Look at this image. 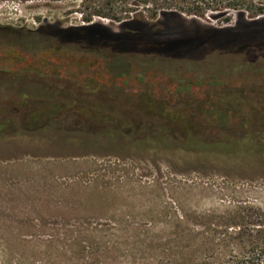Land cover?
<instances>
[{"label":"rangeland","instance_id":"1","mask_svg":"<svg viewBox=\"0 0 264 264\" xmlns=\"http://www.w3.org/2000/svg\"><path fill=\"white\" fill-rule=\"evenodd\" d=\"M80 2L0 0V264H187L188 233H212L214 215L243 205L264 210V153L208 146L249 125L264 139V56L182 60L36 33L44 22L80 25ZM49 123L152 129L207 146L187 156L85 144Z\"/></svg>","mask_w":264,"mask_h":264},{"label":"trees","instance_id":"2","mask_svg":"<svg viewBox=\"0 0 264 264\" xmlns=\"http://www.w3.org/2000/svg\"><path fill=\"white\" fill-rule=\"evenodd\" d=\"M28 1L78 0H24ZM80 1V25L63 27L58 22H44L38 25L36 33L92 50L110 49L115 53L182 60H201L212 53L244 55L249 60L264 56V0ZM232 12L236 15L233 23L229 17ZM95 17L111 20L117 28L113 30L95 22ZM209 18L222 20L223 25L213 26ZM44 128L48 132H65L85 144L99 140L121 142L145 148L155 146L187 156L203 154L207 146L191 135L178 141L162 131L144 128L124 131L117 126H106L75 131L50 123ZM257 130L260 129L249 125L242 134L221 133L213 145H208L216 149L210 153L226 150L230 154L253 152V155H261L264 139L256 138ZM207 228L212 233H188L192 244L186 249H190L193 256L187 264H264V210L261 208L243 205L226 216L214 215ZM180 235L186 238L185 233Z\"/></svg>","mask_w":264,"mask_h":264}]
</instances>
